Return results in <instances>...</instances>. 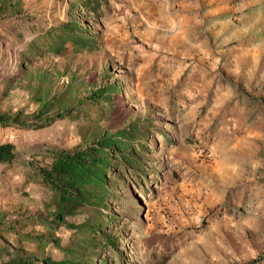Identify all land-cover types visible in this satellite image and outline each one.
Listing matches in <instances>:
<instances>
[{"label":"rangeland","instance_id":"rangeland-1","mask_svg":"<svg viewBox=\"0 0 264 264\" xmlns=\"http://www.w3.org/2000/svg\"><path fill=\"white\" fill-rule=\"evenodd\" d=\"M22 2L18 14L0 12V113L30 118L38 103L26 87L22 50L35 27L67 19L71 0ZM101 10V19L89 21L100 45L33 61L27 72L62 86L76 77L79 98L117 81L120 93L104 126L147 117L162 130L149 141L156 150L146 158L144 184L114 189L110 211L123 264H264V0H104ZM5 16L23 33L6 27ZM5 141L19 149H71L80 133L70 118L39 129L0 125ZM203 147L208 156L199 153ZM3 179L0 214L43 209L34 184L28 193L16 189L20 169ZM118 258L106 264H120Z\"/></svg>","mask_w":264,"mask_h":264},{"label":"trees","instance_id":"trees-1","mask_svg":"<svg viewBox=\"0 0 264 264\" xmlns=\"http://www.w3.org/2000/svg\"><path fill=\"white\" fill-rule=\"evenodd\" d=\"M103 1L71 0L67 19L35 27L37 34L22 50L20 67L38 109L30 118L22 112L0 113V125L39 129L70 118L77 122L80 141L71 149L40 144L19 149L12 141L0 142V179L4 181L6 173L20 169L23 181L16 189L28 193L26 187L34 184L41 190L43 206L38 214H17L14 218H8L6 212L0 214V264H106L111 256H118V263L123 264L119 250L122 234L116 232L117 217L110 211L117 199L114 189L125 188L128 182H132L131 187L144 184L146 158L156 150L149 141L153 134L163 132L147 117L115 129L104 126L113 113V97L120 93L117 81L95 85L79 98L78 78L72 77L62 86L45 74L27 72L33 61L80 54L100 45L101 38L89 21L102 18ZM24 5L22 0H1L0 12L18 14ZM4 19L19 28L14 18ZM80 215V222L69 219ZM27 226L34 232L42 230L23 233ZM12 236L17 240L12 241ZM53 248L61 256H55Z\"/></svg>","mask_w":264,"mask_h":264},{"label":"crops","instance_id":"crops-1","mask_svg":"<svg viewBox=\"0 0 264 264\" xmlns=\"http://www.w3.org/2000/svg\"><path fill=\"white\" fill-rule=\"evenodd\" d=\"M192 4H193V3H192ZM178 5H179V3H178ZM196 7H197V4H196ZM173 19H174V18H173ZM6 22H8L9 25H11V26H7V24H6V27H13L14 29H17L18 31L21 32V27H22L21 24H18L19 28H17V27H15V26H13L9 21H6ZM174 24H175V25H174V26H175V29H176L177 27H179V8H178V12H177L176 15H175ZM6 31L10 32V31L7 30V29H6ZM8 36H11L10 33H8ZM3 40H5V39L3 38ZM21 45H23V43H21Z\"/></svg>","mask_w":264,"mask_h":264},{"label":"built area","instance_id":"built-area-1","mask_svg":"<svg viewBox=\"0 0 264 264\" xmlns=\"http://www.w3.org/2000/svg\"><path fill=\"white\" fill-rule=\"evenodd\" d=\"M199 153L202 156H208L210 154V150L207 147H203L200 149Z\"/></svg>","mask_w":264,"mask_h":264}]
</instances>
